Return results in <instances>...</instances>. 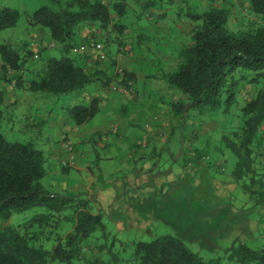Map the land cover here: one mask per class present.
I'll use <instances>...</instances> for the list:
<instances>
[{"label":"trees","instance_id":"1","mask_svg":"<svg viewBox=\"0 0 264 264\" xmlns=\"http://www.w3.org/2000/svg\"><path fill=\"white\" fill-rule=\"evenodd\" d=\"M49 1L51 6L37 10L32 20L51 32L54 43L62 46L63 56L50 59L42 76L28 85L21 72L33 52L26 46L16 49L3 44L0 58L4 72H15L17 87L56 99L83 91L97 81L108 86L109 81L103 82L101 76L104 71L93 72L75 57L76 47L86 42L81 41V34L93 26L100 31L111 27L124 36L127 26L120 20L126 14L128 0ZM249 2V11L264 20V0ZM191 12L188 17L196 24L191 44L184 50L178 70L165 77L170 90L178 95L172 108L183 124L191 111L202 118L210 112L230 114L239 109L243 124L224 132L222 145L237 159L235 180L242 184L254 206H264V23L251 21L252 28L234 31L229 9L212 7L203 13ZM19 18L17 10L1 9L0 32L14 28ZM90 34L96 38L95 33ZM242 81L259 89L250 99L240 101V96L244 97ZM7 110L5 93L0 91V264H264V249H253L240 240L227 249L225 258L210 261L174 236H160L151 242H120L107 231L102 216L93 214L86 195L53 193L43 186L41 181L47 175L45 153L38 148L32 126H21L16 134L10 133L12 130L5 126ZM98 111L96 100L89 106L73 108L71 114L77 125H83ZM44 125L39 121L33 128ZM199 150L195 149L201 160L207 154ZM257 164L263 167L261 173ZM254 187L259 189L254 191ZM29 213L33 215L28 221L8 224L14 215ZM65 223L72 224L73 231L62 235ZM98 232L101 234L96 235ZM86 243H95L90 258L83 255Z\"/></svg>","mask_w":264,"mask_h":264},{"label":"crops","instance_id":"2","mask_svg":"<svg viewBox=\"0 0 264 264\" xmlns=\"http://www.w3.org/2000/svg\"><path fill=\"white\" fill-rule=\"evenodd\" d=\"M217 1L215 3L213 0L209 2L194 0L191 5L190 0H133L132 2L128 0L126 14L120 20L127 26L125 39L115 41L114 45L117 48L107 46L105 55L99 56L96 49L90 47L91 45L87 47L80 43L79 45H82L79 48L80 52L76 54L79 55L81 63L88 65L91 71H104L101 76L104 78L103 82L109 81L108 86L97 81L85 90L72 93L63 99L48 96L43 103L38 100L40 95L16 86L14 96L17 101V112L18 109L23 110L27 106L26 112L21 115H30V112L35 113L42 107L49 106V109L43 113L45 125L37 128L36 133L38 148L49 154L46 155L47 175L42 181L43 186L53 193L83 194L91 198L94 201L93 214L102 216V221L110 234L108 223L104 222L105 218L108 222L113 220L116 223L119 233L132 229L136 231V235H139L137 238L141 239L148 229L154 226L151 217L154 219L155 216L163 215L159 211L160 202L163 203V200L169 199L174 194L180 197L193 195L210 197L212 202L217 197L226 201L228 206L225 208L231 211H236L232 203L236 205L241 201L240 197H249L242 184L233 176L235 166L230 175L224 176L216 171V168L224 167L223 161L212 164L215 167L213 173L206 162L203 163L204 161H199L196 157L194 171L184 163H178L181 157H186L187 160L189 147L200 149L210 155L204 146L197 143V140L204 132L218 130L220 125L213 121L206 130L205 125L208 124L202 119L198 123L196 117H192V111L189 119L183 124L172 108L178 95L170 90L165 77L178 70L183 60L182 54L190 46L196 26L182 11L194 8L199 13H203L212 7H218L230 9L234 13L239 7L236 4L241 1L250 8L249 0ZM172 10L176 11L171 14ZM141 11H145L144 14ZM143 15L150 25L140 26ZM36 28L39 33L41 28L38 26ZM41 32L46 34L45 30ZM34 69L30 66L28 71L25 69L21 72L24 82L28 81L27 78L37 77ZM124 73L130 75L132 79L127 76L128 80H126ZM4 83L0 82V91L6 92L5 104L8 105L10 101L8 84ZM23 91H26L24 97ZM96 100L98 113L83 125H77L70 113L71 110L79 105L89 106ZM145 106L147 109L150 108L148 114ZM143 120H146L143 132L137 131ZM183 127L185 133L189 131V134L183 135V141L180 143L181 153L178 159H175L174 154L177 153L178 147L171 150L172 144L169 140L177 129ZM186 136L189 137L188 142ZM66 139L73 140L75 146V163L71 166L72 170L69 169L71 167L67 170L59 167V163L66 159L63 149ZM88 145L89 151H87ZM220 147L222 151L228 152L224 146ZM100 149L105 154L104 158L100 157ZM168 149L172 160L179 167H169V164L161 166V155L158 152ZM183 184H189L191 188L193 185L194 191L190 189L191 194L182 193L180 186ZM258 207L261 218L255 223L251 222L249 230L253 231L251 237L256 233L260 239H263L264 206ZM13 218L14 216L8 224L16 226L21 223L14 224ZM68 231H73V227ZM227 231H232L241 242L245 244L248 242L245 230H240L237 224L228 227ZM224 234H221L220 238ZM94 244H85L83 255L86 258L93 256ZM75 264L86 263L77 261Z\"/></svg>","mask_w":264,"mask_h":264},{"label":"rangeland","instance_id":"3","mask_svg":"<svg viewBox=\"0 0 264 264\" xmlns=\"http://www.w3.org/2000/svg\"><path fill=\"white\" fill-rule=\"evenodd\" d=\"M105 1L108 2L109 0H105ZM129 1L132 2L133 0H129ZM190 1L192 5V2H194V0H190ZM207 1L209 2V0ZM213 1L218 2L217 0H213ZM236 5H239V7H237L236 9L237 12L236 11L234 13L231 12V18H230V27L232 30L238 31V30H243V29L245 30L252 28L254 25L250 24L251 21H254L255 24L264 23V20L261 19V17L255 16L249 11V8L246 5V3L242 4L241 1ZM45 6H51L49 0H0V10L3 8H11L13 10H17L20 13V18L14 28H10L0 32V45L11 44L16 49L19 48L22 49L25 48L26 46V49L33 52V56L29 57L26 60L25 65L23 66V71L25 69L26 70L29 69V67L32 66L33 68H35L34 69L35 73H37L36 78L31 77L26 79L25 77V79L28 80L26 81L28 85L31 82V80H38L42 76L43 71L46 69L47 62L50 59L52 58L59 59L63 56L62 46L58 45L57 43H52L54 41L51 38V32L48 29H42L40 27L42 30H45L46 34L42 33L41 29L38 33V31L36 30L37 25L32 20V15L37 10ZM175 11L176 10H172L171 14H173ZM191 11L196 12L194 8H190V9L187 8L183 10L182 13L183 14L185 13L186 16H188V14L192 13ZM30 21L32 22V24ZM33 24H35V26ZM147 25H150V22L148 21V19L145 18V15H143L142 20L140 22V26H147ZM90 33L93 34L95 33L96 38L93 37ZM109 39H113V41H108ZM120 39H125V38L124 36H119L118 32L111 27L107 31H102V30L100 31L98 29V26H93V28L89 30L87 29L83 32V34H81V41H86L85 43L82 44L84 46L88 47L92 44V42L101 43L103 47L106 46L104 47V50L102 52H98L96 50V53L99 56H103V54L105 55L106 50L108 48L111 47L117 48V46L114 44L115 41L119 42ZM87 40L89 41L87 42ZM180 40L184 41L185 39L184 40L180 39ZM32 44L38 46L32 47ZM82 45L76 47L77 48L76 54L80 52L79 48ZM26 49H24L23 51H25ZM78 56L79 55H76L75 57L79 59ZM2 66L3 63L0 58V82H5L4 84H8L7 91L9 92V98H10V101L8 102V110L6 114L7 121L5 123V126L6 128L8 127L10 130H12L10 131V133L13 135L16 134L14 132L17 131V129H19V127L21 126H32V129L30 131H32L33 136L36 138L35 135L37 133V129L33 128V126L35 125V123H38L39 121H43V119L45 118V114L43 113H45L49 109V106L47 108L44 106L41 109H39L40 113H38L39 111L35 113L30 112L31 113L30 115L28 114L21 115L22 113L26 112L27 106H25L26 108H24L23 110L18 109L19 111L17 112L16 109L17 101H15V96H14L17 89L15 85L16 83L15 72L12 69H8V72L5 73ZM159 68L161 69V67ZM241 88L242 91H244V97L240 96V101L242 99L244 100L250 99L251 96L254 94L255 90L259 89L254 85H246L244 81L241 82ZM26 91H23L24 92L22 95L23 97L25 96ZM37 95H40V99L38 100L39 102L42 103L43 101H46V97H48L47 95H43V94H37ZM149 110L150 108L147 109L145 106L146 114L150 112ZM62 115H64V113ZM192 117H196L198 123H200L201 119L204 122H206L208 124V126L205 125L206 130L209 129V124H211L213 121H216L220 124L218 130L212 131L210 133L204 132L202 135H200V139L198 137L197 143L199 145L204 146L207 152L210 154V155H206L199 161H204L203 163L206 162L208 166L212 168V173L215 170V167L212 164L219 161H223L224 167L222 168L220 167L218 169L216 168V171L217 173L223 174L224 176L230 175L237 162V159L235 157V154L232 153V151L230 150H228V152L227 150L222 151L220 146H223L222 145L223 132H229L233 129H237L240 126H242L243 120L241 114L239 113V109L234 110V112L230 114H226L223 111L210 112L202 118L198 117L197 113L195 114L194 111H192ZM145 123L146 120H143L142 123L139 125V129H137V131H142L143 128L145 127ZM211 128H213V126H211ZM32 133L30 134L32 135ZM185 134L186 135L189 134V131L185 133V127L179 130L177 129L175 131V135L172 136V138L169 140V143L172 144V146H170L171 150L174 149L176 146L178 147L176 150L177 153L174 154L175 159H178V156L181 153L180 143L183 141V135ZM188 139L189 137L186 136L187 142ZM90 148H92L91 145ZM189 148H190L188 152L189 157L187 156V160L186 157H184L185 161L184 158L181 157L178 159V163L180 164L184 163L186 167L189 166V168L190 169L192 168L194 171L196 167L195 157L197 159V152L194 150L196 148L193 147H189ZM76 149L79 152V149L77 147ZM88 149H89V145L87 146V151H89ZM158 153L161 155L160 156L161 166H166L169 164V167H174V168L179 167V165H176V163H174V161L172 160L169 149L165 151H159ZM193 153H195V155H192ZM65 154L67 158L68 154L67 153ZM44 155L46 159V169H47L48 162L46 155L49 154L48 152H46ZM104 156H105L104 152L100 149V157L104 158ZM258 165L260 164H257L256 168L260 170L261 173L263 171L264 166L261 167ZM59 167H61V169L63 168L61 163H59ZM69 169L72 170L73 167ZM42 181H44V179ZM180 188H182L183 190L181 192L182 193L184 192L185 194L187 193L191 194L190 189L191 190L193 189V191L195 189L193 185L191 188L189 184L187 185L183 184L180 186ZM258 189L259 187L253 188L254 191H257ZM199 191H200L199 194H201V190ZM87 198L92 202L91 207H94V203H93L94 201L89 197ZM209 198L210 197H196L194 195L189 197H180L179 195L174 194L172 195V197H169V199L163 200V203L160 202L159 205V211L163 213V215L155 216L154 219L153 217H151V221L154 226L153 227L151 226V228L149 227L150 229H148V232H146L145 235H143L144 237H141V239L140 237L139 239L137 238V236L139 235H136L135 230L130 229L119 233L115 226L116 223L113 222V220L108 219L109 220L108 222L105 218L104 222L108 223V229L111 231V236H115L117 239L122 241L129 240L135 242L137 240H142L143 242H151L152 240L160 236H174L180 238L183 241H185L186 245L193 252L199 254L206 261L226 257L227 249H229L232 246V244L236 240H238L237 237L233 235L232 231H227L228 227L232 226L233 224H237L240 230H245V234L248 238V242L246 244H248L249 247L256 250L264 249V237L263 239H260V236L257 235L256 233H253L254 237H251V233L253 231L249 230L251 229V222L255 223L256 221H259V218H261L259 214L260 208L252 204L253 201L251 200L250 197L248 196L240 197L241 201L236 205L231 202L236 207V211H231L230 209L225 208L226 206H228L226 201L219 200L216 197L215 201L212 202L210 201ZM252 206L254 207L252 208ZM41 211H43V209H39V212ZM32 215L33 213H29L25 215L23 214L14 215L13 223L16 224L18 222L21 223L26 222L28 221V219L32 217ZM248 224H250V226H248ZM70 227H72V224L65 223L61 229L62 235H64L63 232H65L66 234V232L70 229ZM189 230L191 232H189ZM99 234L101 233L100 232L96 233V235ZM221 234L224 235L220 238ZM153 235H156V237L154 238ZM226 235L230 236L231 238H229L228 236L224 238ZM191 238L193 239L190 240ZM55 263L62 264L59 262H55Z\"/></svg>","mask_w":264,"mask_h":264},{"label":"built area","instance_id":"4","mask_svg":"<svg viewBox=\"0 0 264 264\" xmlns=\"http://www.w3.org/2000/svg\"><path fill=\"white\" fill-rule=\"evenodd\" d=\"M37 46L38 45L32 44V47H37ZM91 47L96 49L98 52H102L104 50L103 45L101 43H97V42L96 43L92 42ZM63 149H64V152L68 154V157L64 161H62L61 164L64 168L71 167L75 163V161H74L75 150H74L73 142L70 139H66L64 141V144H63ZM192 155H195V153H193Z\"/></svg>","mask_w":264,"mask_h":264}]
</instances>
